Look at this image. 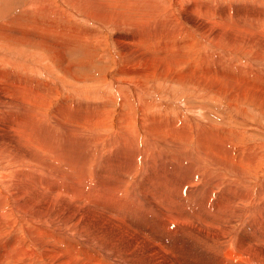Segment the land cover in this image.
<instances>
[{
  "label": "bare ground",
  "instance_id": "6f19581e",
  "mask_svg": "<svg viewBox=\"0 0 264 264\" xmlns=\"http://www.w3.org/2000/svg\"><path fill=\"white\" fill-rule=\"evenodd\" d=\"M59 1L63 4V7L61 6L62 10L58 9L60 7H56L54 9L52 8L53 6L50 7L54 2L52 0H29L28 6L30 10H32L33 13L35 11L36 14L40 13L37 14V16L40 17L39 15H41L48 23L42 24L39 20L40 22L36 23L35 21L36 24L34 25L25 22L26 26H21L20 24V27H18L31 35H35V40L32 41V43L34 42L39 45V48L40 46L47 48L49 52L56 54L59 60H62L63 58L64 61V53L70 47H73L79 42H85L88 40V37H91L92 39L99 37L103 34V31L106 33L108 31V27L113 25L115 30H117V35L121 36V38L116 37V39H113L117 40L118 43L124 42V44L127 45L128 52H132L133 49H135V46L137 45L135 42L141 41L139 40L141 37L146 40L144 50L136 52V56L139 59H145V57L152 52L151 42L158 44L159 47L157 52L160 55H170V51L176 52L177 49L180 50L182 45L190 46L191 48L194 44L193 39L197 38L198 48L194 49V53H201L202 59L204 60L201 65H207L208 61L206 59L212 53V55L219 56L220 58L232 59V62L234 59H237L241 65L239 64L235 66L233 64L235 67L239 68V70L236 68V70H190L192 69L191 67H188L189 70H186L185 68L182 70H170L166 64L161 65V70H133L131 67L130 68L132 70H128V66L126 64L127 70L122 69L124 68L123 66L121 68L122 70H114L115 75L112 76L108 83L88 85L84 84L85 82L80 84L78 83V80L67 81L65 78H62L58 71L53 70V67L49 63V58L42 54V52H39L40 49H35V51H30L29 49V51H27L25 50L27 47H24L25 49L21 48V46L20 48H17V44H15V47H11L8 46L9 43L6 45L7 43L0 41V66L5 67V65H10L12 66L11 68H13L11 71L0 69V223H6L12 230V242L0 246V263L8 261L11 264H124L123 260L126 258L124 253H126L127 256L133 255V253H135L134 251H137L136 249L138 248L139 243H141L145 245L144 251L155 259L156 264H158L159 261H165L167 262L166 264H179L178 258L175 256H170V259L167 258L168 256H165L160 241L152 239L150 233V237H148L141 230L115 216V214L123 212L122 210H112V212L105 210L102 207L105 204L95 195L97 192L94 193L92 191L90 196L86 197V206L80 205V197L85 195L86 190L91 186L89 183L90 176H88L87 173L91 167L88 168V166L92 165H90L91 162L98 161L100 159L102 156L101 152L104 150L103 147L105 144L107 148H122L123 146H126L123 153L126 157L124 160L129 158L127 161H130V163L126 165L127 161L125 162L124 165L126 166L124 167V173L117 171L118 182L114 190L119 191L121 188H127L125 189L126 193L124 196H122V192H119L121 194L120 195L114 191L115 196H117L116 202L121 201V199L124 201L123 197L126 198L130 195L129 189L137 182L135 180L141 179L142 174L150 165L151 160L149 157H151V159H161L166 163V166L168 165L173 170L176 169L175 171H177V173L180 172L179 176L181 177L178 178L176 187L187 182V185L189 186V184H191L192 188L196 178L200 179L206 176L205 178L208 179L204 187H206L205 189L208 190L210 195H214L215 187L219 185V182H217L216 185L215 182L219 181L221 178H227L225 176L227 169L234 172L236 175L235 180L243 182L245 175L243 176L241 174V170L244 168L238 162L242 160V162H245V164H248L247 166L253 169L260 157L263 155L261 154L259 147H261L264 143L261 142L262 144L258 145L251 144L250 146L243 145V148H246L245 150H242L243 148L241 150H236L237 148L233 149V146L235 145L228 143L230 141V137H228L229 135L227 136V134L224 135L225 133L223 134L221 126H217V122H215V124L214 122L205 119L204 115H202V110L206 108L204 105H199L196 108L188 107L189 112H187L190 114L187 115L186 112L184 116H181V113L179 114L177 110H175V112L174 103H178L180 97L174 94L175 87H173L174 90L170 88V84L172 83L166 81L165 74L170 73L174 82H180L190 90H196V92H198L197 96L199 99L202 98L201 96H204V98L208 96V94H206L207 89L215 92V99L224 96L221 100H223V98L227 99L225 102L227 103V106L231 109L233 108L232 110L234 111L233 113H235L233 114L235 115V120L238 118V121H246V109L244 107L241 108L242 103L245 100H248L246 104L254 106L262 112L264 110V70H254V68L258 64H264V0ZM66 7H69V9L67 10ZM146 9H151V13L141 11ZM45 10L47 13H45ZM1 13L3 12L1 11ZM41 13H44V15ZM71 15L79 18V20H77L81 22L83 21V24H87V28H81L80 25L77 26L79 28H67L71 26ZM1 16L0 17L3 18V15ZM48 16H53V18H49ZM1 22L2 21H0V38L4 37L11 39L12 33L4 32V29L9 27L6 26L3 28V22ZM8 24H12V22L7 23V25ZM88 25H93L97 31L95 30L92 32L94 29L92 30L88 27ZM39 27H43L46 33H38V30H40ZM65 29H69L74 34L71 35V32L67 34L69 30L65 32ZM77 30H79L78 35H76ZM127 36L129 37L126 40L125 38ZM102 41L105 42V40H101V42ZM124 44L123 46H126ZM139 44H142V42ZM206 45H213V48H218L219 50L218 52H215L216 50H214L210 53L208 52V49H205ZM107 47H109V44ZM177 53L180 52H176V54ZM127 57L125 58L126 60L129 59ZM238 57H252V59H250L251 62L249 63H243V61L238 59ZM178 59L181 58L179 57ZM238 61L237 63H239ZM67 66H64V68L66 67V70H69ZM263 66L264 65H262V67ZM19 67L27 69L23 71H28L29 73L39 75L44 74L52 80L55 77L58 78L60 83L59 87L69 91L72 99H74L77 95H81L89 102H94L95 96H98L97 93L100 91L99 89L102 88L104 93L106 92V99L112 101L115 98L120 99V102H118L120 103L119 109H117V111H113L114 108H108L111 109L108 114L105 113V111L93 109L86 115L82 114L84 111L80 112V109H78L79 107L77 106V108L76 105V110H70L69 105L71 102L67 100L69 99L68 97L67 99L64 98L63 101L61 100L58 107H54V111H48L50 106V102H48L49 93L46 95L43 92V87L46 86L49 91L51 89L50 85L45 81V83L41 84L37 80H35L36 84H33L30 79H26L20 75L19 71L21 69L18 70ZM229 74H232L233 78H229ZM154 77H156V79H160L161 83H159V85H161V89L163 90L162 93H157L156 91L154 92L151 87H149L150 85L146 84L147 80ZM27 78H29V76H27ZM39 84L43 87L39 86ZM169 88L174 92L171 93L172 91L170 92ZM128 96L131 97L130 99H132V101L127 99ZM145 96L149 97L151 101L148 99L147 100L149 102L144 101L143 98ZM83 98L82 100H84ZM78 100L79 99H77L76 103ZM82 100H80L81 104ZM98 100H101V98L97 99V101ZM108 102L109 101L101 103L100 105L109 104ZM169 102H171L169 104L170 110L167 111L163 106H167L166 104ZM180 103H182L181 100ZM218 104L219 103H217V105ZM98 105L99 104H97V107ZM155 106L158 110L154 109ZM178 106L180 107V105ZM73 107L74 106H72V108ZM94 107H96V105ZM220 107L223 106L219 105V108ZM153 111L160 113L153 114ZM191 112L193 113L191 114ZM111 113H115L114 124L116 125L114 126L116 127L115 131H117L118 134L107 140L104 139L105 141L102 144L98 141V136L101 132L103 133L104 130L106 131V127L104 129H100L99 125L108 123L111 119V116L109 115ZM230 113L229 115H231ZM173 114L174 117H172ZM175 115L178 117H175ZM194 118L196 122L193 121ZM88 123L91 126L87 125ZM225 125L226 124L224 123V126ZM87 130H90L89 135L86 132ZM123 131L124 133H121ZM106 138L108 137L106 136ZM123 139H125V141ZM170 139L172 141H170ZM87 140L92 141L90 144L93 145V148L87 149L86 151ZM190 143H193V145L190 146ZM138 150L141 151L138 152ZM154 151H156V153H152ZM108 152L110 151L108 150ZM172 152L174 153L171 154ZM232 160H236L238 162ZM184 162L186 168L182 167ZM190 162L194 163L195 167L191 168L192 165ZM152 164L151 167L154 166H152ZM154 164L156 165V163ZM50 165H68L71 167L81 166V168L78 176L74 178L71 173L59 175L53 171H49L52 169ZM93 166L92 170L95 168ZM157 170H160V168ZM108 174L109 171L105 168L103 176H107ZM154 175H156V173ZM174 178L176 177H173V180ZM132 179H134V183L131 181ZM263 187L261 185L256 190H251L253 187L250 189L244 187L245 191H241L239 189L238 191L235 189V186L232 187L234 189L223 192V195L219 197L218 200L210 203L212 205L208 211H210L211 214L204 216V218L200 221V226L207 233L221 226L232 227L233 224L230 225L229 217H232L233 221L237 216V212L234 213L233 211L235 210L232 211V208L228 207L226 202H229L230 198L233 197H236V199L240 201L243 198L252 199L251 195L253 192L255 193V200L253 199L254 202L257 199L262 201L264 198ZM139 188H141L142 193L143 191H146V189L149 190L146 182H143ZM169 191L160 189L158 195L154 194L157 195L155 196V199L151 196L146 202V204H149V201H151L155 204L158 210L161 211V214L153 212L156 214V217L166 221V224L161 225L165 238H169V236L167 237L170 230L169 225L175 218L173 214L174 211L170 208L172 204L171 200L165 198L166 195L171 198H175V196ZM127 192L129 193L128 195ZM156 193H158V191ZM138 196L140 197V195ZM212 198H214V196ZM236 199H234V201ZM247 200L249 201V199ZM244 201H246V199H244ZM71 204H73V207H71ZM262 205H259L260 208ZM256 206L257 205L254 207L257 208ZM219 207L224 209L222 210L225 211L224 213H227L225 217L226 220L218 217L219 215L216 216L214 211ZM9 208L12 213L11 215L8 213ZM85 208L89 212L88 216L82 214V211ZM246 209L247 207L245 210ZM252 210L249 212H252ZM236 211H238L237 208ZM176 216L178 217L177 214ZM194 216L196 217V215ZM245 216H243V220L245 219ZM216 217L219 218L220 221H218ZM262 217H264V215ZM87 218H91L95 221L93 223L97 224L95 227L96 231L107 230L111 232L109 236L106 235V241L109 240L108 237H110L111 234L114 237V242L112 241L113 239H111L112 242L109 240V243L107 242V244L104 242L106 245L103 248L95 246L99 251L103 252L100 257V261L97 263H94L85 256L83 247L76 246L78 241L75 238V231H79L76 227L79 228L80 226L78 227V224L84 222L83 219L87 220ZM227 218H229V220ZM90 225L91 223L89 226ZM179 225L180 224H178V227ZM254 227L255 225L253 228ZM23 228L38 232L35 236L27 238L20 233V230ZM92 228L94 227L92 226ZM223 228L225 229V227ZM227 230H229L228 227ZM81 231L82 230H80V233ZM204 231L202 233H204ZM78 233L79 232H77V234ZM93 234L95 235V233ZM99 234L100 232H97L96 235ZM207 236L208 235H206V237ZM219 236L220 235L217 236L218 239ZM5 238L7 237L0 235V241ZM254 239H256V235ZM85 240L86 239H83V241ZM214 240H216V238ZM49 241H52L53 245H49ZM252 241L254 242V240ZM252 241L250 243H253ZM123 242L129 245V247L122 252L109 247H114L115 244ZM98 243L99 242L97 241L96 244ZM247 244L250 245L249 243ZM256 244L259 245L258 239ZM107 245L109 246L107 247ZM155 245H157L158 248H156ZM241 245L242 244H240V246ZM240 249L242 248L240 247ZM119 254H122V256L120 257ZM81 255L86 258H83ZM257 256L255 257L258 258L259 256ZM239 257L241 258V256ZM246 262L247 260L244 264ZM259 262V264H262L261 261ZM153 263L151 262V264Z\"/></svg>",
  "mask_w": 264,
  "mask_h": 264
},
{
  "label": "rangeland",
  "instance_id": "374dc122",
  "mask_svg": "<svg viewBox=\"0 0 264 264\" xmlns=\"http://www.w3.org/2000/svg\"><path fill=\"white\" fill-rule=\"evenodd\" d=\"M52 1H54V2H53V5L51 4L50 7L53 6L52 7L53 9L56 8V7L57 8L60 7L58 9L62 10L63 4L59 0H52ZM205 1H211V0H205ZM28 4H29V0H0V14L3 15V18H1L2 16L0 15L1 16L0 17V21L3 22V25H4L3 28L6 27V26L9 27L7 29H4L5 30L4 32L5 33H12L11 34V36H12L11 39L10 38L1 37L0 41H3L5 43H7L6 45H8V43H9L8 46H11V47H15V44H17L16 45L17 48H20V46H21V48L25 49L24 47H27L25 49L27 51H29V49H30V51H35V49L36 50L40 49L39 52L40 53L42 52V54H44L45 56H47L49 58V63L53 67V70L58 71L60 76L62 78H65L67 81H69V80L70 81L78 80L79 81L78 83L83 84V82H85L84 84H88V85L89 84H92V85L93 84H99V83L100 84H106V83H108L110 81L112 76L115 75L114 70H122V69L127 70V66H128V70H130L131 68H133V70L134 69L135 70H140V69L141 70H161L160 67H161L162 64H166L168 69H170V70H178V69L182 70L184 68L186 70H189L188 67L192 68L190 70H217V69L218 70H236V69L239 70V68L235 67L236 65L240 64V62L237 59H234L233 62H232L231 61L232 59L220 58L219 56L212 55L213 54L212 52L214 50H216L215 52H218V50H219L218 48H213V45L212 46L211 45H206L205 49L206 50L208 49V52H210L212 54L209 56L210 58L208 57L206 59L208 61L207 65L206 66L205 65H201V64H203V61H204L202 59L201 53H194L195 52L194 49L198 48L197 47V38L193 39V43L194 44H193V46H191V48H190V46L182 45L180 50H178V49H177L178 51L176 50V52H180V53L176 54V52L170 51V55H166V54L160 55L157 52L158 51V47H159L158 44H156L154 42H151L152 52L150 54H148L145 57V59H142V58L139 59L136 56V52H138V51L140 52V51L144 50V47L146 45V40L143 37H141L139 39L141 41L135 42V43H137V45L135 46V49H133L132 52H128L127 51V45L124 44V42L118 43L117 40H114V39H116V37L121 38V36L117 35V33H116L117 30H115V27L113 25L108 27V31L106 33H104V31H103L102 35H100L101 34L100 33L101 31H100L99 35L101 37L99 35H98L99 37H96L94 39H92L91 37H88L87 38L88 40H86L85 42H83V43L79 42L78 44H75L73 47H70L64 53V61H63L62 57H61L62 60H59V58L56 56V54L49 52L47 48L41 47V46L39 48V45H37L34 42L32 43V41L35 40V37H36L35 35H31L30 33L18 28V27H20V24H21V26H26V23H31V24L34 25L36 23H39L40 21H41L40 23H42V24H47L48 23L47 20L45 19L46 20L45 21L41 15H39L40 17L37 16V14H40V13L36 14L35 11L33 13V11L30 10ZM218 6H219V4H218ZM218 6H216V7H218ZM66 9L68 10L69 7H66ZM1 11L3 13H1ZM141 11H145V13H151V9H146V10H141ZM45 13H47L46 10H45ZM41 14L44 15V13H41ZM53 16H55V15H53ZM53 16H48V17L49 18L50 17L53 18ZM71 17H72V20H74V21L70 20V25L71 26L67 27V28L77 27L79 25H80L81 28H87L86 27L87 24H85V23L83 24V21L82 22L78 21L79 18L73 17L72 15H71ZM35 21H36V23H35ZM10 22H12V24H8L7 25V23H10ZM75 23H78V24H75ZM74 25H76V26H74ZM88 27H90L92 30L94 29L92 32H94L95 30L97 31V29H95L93 25L92 26L88 25ZM77 28H79V27H77ZM39 29L40 30H38V33H40V34H45L46 33L44 31L43 27H39ZM68 30L69 29H67V30L65 29V32L68 31ZM78 31L79 30H77L76 35H78ZM70 32H71V35L74 34L70 30H69V32L67 34H69ZM128 37L129 36H127L125 39L127 40ZM4 40H6V41H4ZM49 40H50V38H49ZM101 40H105V42H103V41L101 42ZM140 42H142V44H139ZM108 44H109V47H107ZM123 44L126 45V46H123ZM210 47H211V49H210ZM177 55H178V57H177ZM126 57L129 58V59H127L128 61L125 59ZM179 57L181 59H178ZM238 59L242 60L243 63H249V62H251L250 59H252V57H238ZM168 60H170V61H168ZM237 61L239 63H237ZM134 62H135L136 65L134 64ZM126 64H127V66H126ZM216 64H218V65H216ZM67 65H69L70 67L67 66ZM175 65H176V67H175ZM188 65H190V66H188ZM262 65H264V64H258L257 66H255L254 70H262V69L264 70V66L262 67ZM64 66H67L69 68V70H66V67L64 68ZM122 66L124 68H122ZM202 66H204V67H202ZM11 67L12 66H10V65H5V67L4 66H0V69L1 70H6V71H9V70L11 71V70H13V68H11ZM18 70H20L19 71L20 75H22L26 79H30L33 82V84H36L35 80H37L41 84L46 82V83H48L50 85L51 89L48 91V88H46V86L43 87V86H41V84H39V86L43 87V92L46 95L49 93L48 102H50V106L48 108V111H50V110L54 111V107L57 108L58 104L61 103V100L63 101L64 98L67 99L68 97H69V99H67V100H69L73 104L75 103L74 105L70 103V105H69L70 110L72 109V111H74V110H76V107L78 106L79 108L78 107L77 108L80 109V112L84 111L82 114H86V115L88 114V112L90 110H93V109L94 110L97 109L98 111H105V113H107V114L110 112V110L112 108H114L113 111H117V109H119L120 103H118V102H120V99L115 98L113 101L106 99V96H107V95H105L106 92L104 93L102 88L99 89L100 91L97 93L98 96H95L94 102L93 101L89 102L87 99H84L83 96H81V95H77L75 97L76 99L74 98L75 99L74 100V99L71 98L69 91L63 89L62 87H59L60 83H59L58 78L55 77L52 80L49 77L45 76L44 74L43 75L42 74L39 75V74L29 73L28 71H23V70H27V69H22V67H19ZM26 74H28V75H26ZM34 75H36V76H34ZM27 76H29V78H27ZM165 77H166V81L167 82L172 83V84H170V88L172 90H174L173 87H175V90H174L175 92L172 91L169 88L170 92L172 91L171 93L174 92V94H176V95H178L180 97L179 102H178L179 104L178 103H174L175 104L174 105V111L177 110V112H179V114L181 113V116H184V114L189 110L188 107H192V108L195 107L196 108L199 105H204V106H206L207 109L204 108L202 110V115H204L205 119H208L211 122H214V123L217 122V126H221L223 134L225 133L224 135L227 134V136L229 135L228 137H230V141L228 140L229 141L228 143H230V144L232 143L231 145H235V146H233V149L237 148L236 150H241L246 145L250 146L251 144L252 145L253 144L254 145H258V144L264 143V110L261 112L258 108L256 109V107L251 106L249 104H246V102L248 100L243 101L241 108L244 107L246 109V111H245V117H246L245 120L246 121L242 120V122H241L240 120L238 121V118H237V120H235L236 118H235V115H233V114H235V113H233L234 112L232 110L233 108L231 109L229 106H227V103L225 102V101H227V99L223 98V100H221L222 97H224V96L215 99V96H216L215 92L212 91V90L207 89L206 90V94H208V96L205 97V98H204V96H201L202 98L199 99V97L197 96L198 92H196V90H190L189 88L185 87V85L181 84L180 82H178V83L174 82V80L172 79V76H170V73H166ZM228 77L229 78H233V75L229 74ZM168 78H170V79H168ZM47 81H49V82H47ZM159 83H161L160 79L159 78L156 79V77L146 81V84L150 85L149 87H151V89L154 92L156 91L157 93H162L163 90L161 89V85H159ZM90 87H91V85H90ZM51 90H52V92H51ZM188 92H189V94H188ZM193 96H194V98H193ZM195 96H197V97H195ZM128 97H127V99L132 101V99H130L131 97L130 96H128ZM184 97L185 98L187 97V98L185 99ZM82 98L84 100H82ZM100 98H101V100L97 101V99H100ZM195 98H197V99H195ZM77 99H79V100L76 103ZM143 99H144V101H147V102L151 101V99L149 97H147V96H145ZM80 100H82V104L80 103ZM102 100H103V102H102ZM180 100L183 103V105H185V106H183L182 103H180ZM107 101H109L108 102L109 104L102 105V106L100 105L101 103H106ZM88 102H89V104H88ZM79 103H80L81 107H80ZM93 103L96 105V107H94L95 105ZM170 103L171 102L167 103L166 104L167 106H165L163 104L164 105L163 107H165V109L167 111L170 110V106H169ZM217 103H219V104L217 105ZM83 104H84V106H83ZM97 104H99L100 106L98 105V107H97ZM64 105H66V104H64ZM75 105H76V107H75ZM178 105H180V107ZM219 105L220 106L222 105L224 108L223 107L219 108ZM72 106H74L75 108L74 107L72 108ZM89 107H90V109H89ZM108 108H111V109H108ZM156 108L157 107L155 106L154 109L158 110ZM180 108L181 109L184 108V109L181 110ZM225 108H226V110H225ZM76 112H79V111H76ZM188 112L186 113L187 115L190 114ZM152 113L155 114V113H160V112L153 111ZM192 113L193 112H191V114ZM223 113L224 114L227 113V114L224 115ZM229 113L231 115H229ZM49 114H51V113H49ZM111 114H109L111 116L110 117L111 119H110V121H108V123H103V125L102 124L99 125L100 129L101 128L104 129L106 127L105 128L106 131L102 130L103 133L101 132L99 134V136H98V141L101 142L102 144L105 141L104 139L107 140L109 138L115 137L118 134V132L115 131L116 127L114 126V125H116V124H114L115 113H111ZM174 114H173L172 117H174ZM202 115H201V117H202ZM220 115H222V116H220ZM175 117H178V116L175 115ZM231 117H234V118H231ZM193 121L196 122L195 118H194ZM225 121H228V122H225ZM230 121H231V124H230ZM233 121H234V123H233ZM96 122H98V121H96ZM224 123L226 124L225 126H224ZM87 125H90V124L88 123ZM234 126H235V128H234ZM247 127H248V129H247ZM225 128H227V129H225ZM228 129H229L230 132L228 131ZM86 132L89 135L90 130L89 131L87 130ZM121 133H124V131L121 132ZM121 133H119V134H121ZM234 133H235V135H234ZM106 136L108 138H106ZM123 140L125 141V139H123ZM170 141H172V140L170 139ZM90 143H92L91 140H87L86 141V151H87V149L93 148V145L90 144ZM234 143H236V144H234ZM105 145L103 147L104 150L101 152L102 156L100 157V159L98 161L91 162L90 165L91 164L92 165L88 166V168L91 167L90 170H88V171L89 172L92 171L90 173L87 171L88 176H90V178L89 177L88 178H89V183H90L91 186H90V188H88L86 190L85 195L80 197L81 198V201H80V205L81 206H86L87 205L86 197L90 196L92 191L94 193L97 192V193H95V195H96L97 198H100V200L105 204V205L102 206L105 210H107L109 212H112V210H122L123 212H119V213L115 214V216L118 217L119 219L129 223L131 226L141 230L143 233H145L146 236H148V237L151 236L152 239L160 241V243H161V245L163 247V251H164L165 256L166 257L168 256L167 257L168 259H170L172 256H175L176 258H178L179 264H244V262L246 260H247L248 263L246 262L245 264H254V263L255 264H259L260 263L259 261H261V263L264 264V217H262L264 215V209H263L264 208V201H263L264 198L262 199L263 202L261 200H259V199H257L254 202V200H255V198H254L255 197V193L254 192H253L254 194L252 193V195H251L252 199L251 198H243L241 201L236 199V197L230 198V200L227 199V200H229V202L227 201L226 205L228 207L232 208L231 209L232 211L235 210V211H233L234 213L237 212V214H236L237 216L235 215L236 217L234 218L233 221H232V217H229L230 220H229V218H227L230 221V225L233 224L232 227L231 226L230 227L229 226H221L222 229H221V227H219L217 229H214V230L211 229L214 232L213 231H209V233H207L200 226V221L204 218V216L207 215V214H211V212L208 211V209H210V207L212 205L210 203H213L215 200H218V198L223 195V192L231 190V189H234L232 187H235V186H236L235 189H237V190L239 189L241 191H245V188H249L250 189L252 187L253 188L251 190H256L261 185L263 187V185H264V144H262V146L259 147V150H261L260 152L263 155L260 157L259 161L256 163V166L253 169H251L249 166H247L248 164H245V162H242V160L240 162H238L236 160H232V161L238 162L244 168V169L241 170V174L243 176L245 175L244 179H243V182H239L238 180H235L236 179L235 178L236 175L234 174V172L229 170V169H227L228 171L225 169L226 170V175L225 176L227 178H221L219 181L215 182V185H216L217 182H219V185L215 187L214 195H210L208 190L205 189L206 187H204L205 183L207 182V179H208V178H205L206 176L203 177V178H200V179L196 178L195 183L192 186V188H191V184H189V186L187 185V182H185L186 184L182 183V184H180L179 186L176 187L177 180H178L179 177H181V176H179L180 172L177 173V171H175L176 169L173 170L168 165L166 166L165 165L166 163L163 160H161V159L155 158L157 160L156 161L155 159H151V157H149V159L151 161L149 160L150 161V165L148 167H150V168L147 167L148 170L146 169L144 171V173L141 176V179L135 180L138 183L137 182L134 183L135 182L134 179L131 180L134 183L133 186L130 188L131 191L129 189L130 195L131 194L132 195L131 196L130 195L127 196L128 198L127 197L126 198L123 197L124 201H122V199L119 197L121 199V201H119V202H116V197L117 196H115L114 191H116L115 193L122 192V194H123L122 196H124V194L126 193L125 189L127 187H125L124 189L121 188L119 191L114 190L115 186H116V184L118 182L117 171H119L121 173H124V171H125L124 167L126 165H128L130 163V161H127L129 158L124 160L126 157L123 155V153H124V149H126V146H123L122 148L121 147L120 148L119 147L107 148ZM192 145H193V143H190V146H192ZM245 149L246 148H243L242 150H245ZM108 150L110 152H108ZM120 150H122V151H120ZM140 151L141 150H138V152H140ZM108 153H110V154H108ZM152 153H156V151H154ZM173 153L174 152H172L171 154H173ZM104 154H105V156H104ZM119 154L124 156V157L120 156ZM106 155H109V156H106ZM232 159H235V158H232ZM226 160H228V159H226ZM152 161H153V164H152ZM158 161H160V162H158ZM125 162H126V165H124ZM154 163H156V165ZM151 164H152V166L154 165L155 167L154 166H153L154 168L151 167ZM191 165H192L191 168L195 167L194 163H191ZM50 166L52 167V169L49 170V171H53L54 173L59 174V175H66L68 173H71V175L74 178H76L78 176V173H79L80 168H81V166L71 167V166H68V165H64V166L50 165ZM92 166L95 167L94 168L95 170L94 169L92 170ZM161 166L163 167V169H162ZM182 167L186 168L185 162H184V165ZM105 168L108 169V171H109V174L107 176H103V174L105 172ZM159 168H160V170H157ZM93 172H95V173H93ZM154 172L156 173V175H154L155 174ZM174 172H175V174H174ZM162 174H164V175H162ZM228 176H229V178H228ZM231 176L234 177V180H233V177H231ZM173 177H176V178H174V180H173ZM143 182H146L148 184L149 190L146 189V191H143V193H142L141 188H139V186ZM158 183H160V184H158ZM240 184H243V185H240ZM110 185H112V186H110ZM198 187H200V188H198ZM238 187H240V188H238ZM242 187L243 188L245 187V188L243 189ZM160 189L164 190V191H167V190L169 191L170 190L169 192L172 193V195L175 196V198H171L168 195H166V197H165V198L171 200L172 204H171L170 208L173 209V211H174L173 214L175 216V218L173 217L174 218L173 220L175 222L173 221L174 223L172 222L169 225L170 230H169V234L167 235V237L169 236V238H165L163 229L161 227L162 224H166V221L160 219L159 217H156V214H155V213L161 214V211H159L158 208L155 206V204L152 203L151 201H149V204H146L147 200H149V198L151 196H152V198L155 199V196H157L159 194ZM222 189H225V190H222ZM106 190H108V191H106ZM263 190H264V187H263ZM137 191H139V192H137ZM157 191H158V193H156ZM128 194L129 193L127 192V195ZM154 194H157V195H154ZM138 195H140V197ZM213 196H214V198H212ZM129 197H130V199H129ZM143 198H145V199H143ZM174 199H175V201H174ZM234 199H236L237 201L236 200L234 201ZM244 199H246V201H244ZM247 199H249V201ZM114 200H115V203H114ZM203 201H204V203H203ZM207 203H208V205H207ZM255 205H257L256 207L258 209L254 207ZM259 205L260 206L262 205V207L260 208ZM71 207H73V204H71ZM246 207H247V209L245 210ZM248 207H250V208H248ZM152 208H153V210H152ZM236 208L239 211L240 215H239L238 211H236ZM242 209H243V211H242ZM248 209H250V210H248ZM222 210H224V209L219 207L214 212L216 213V216L219 215L218 217L225 219L227 213H224L225 211H222ZM251 210H252V212H249ZM257 210H260V211H257ZM240 211L242 212V214H241ZM246 211L248 212V214H247ZM261 211H262V213H261ZM8 213H10L9 215L12 214L10 212V208L8 209ZM166 213H167V211H166ZM243 213H244V215H243ZM255 213H256L257 216L258 215L259 216L257 217L255 215ZM82 214L85 215V216H88L89 212L85 208L82 211ZM176 214L178 215L179 218L176 216ZM194 215H196V217ZM221 216H223V217H221ZM243 216H245L244 220L242 219ZM198 217H200V218H198ZM176 218H177L178 221L176 220ZM195 218H196L197 221L195 220ZM217 219H218V221H220L219 218H217ZM236 219L239 220V221H237ZM83 221L84 222L78 224V227L80 226L79 228L76 227V229H79V231L76 230L79 233L77 234V232L75 231V238L78 241V244H80V245L76 244V246L83 247L85 256L88 257L94 263H97V262L100 261V257H101L103 252L99 251L98 248L95 247V246H99L100 248H103L107 244V242L109 240L111 241V239H113L112 241L114 242V237L111 234L110 237H108L109 240L107 239L108 241H106L107 236H109V234L111 232H109L107 230L105 231L103 228H101V229H103L104 231H96L95 227L97 226V224L93 223L95 221L93 219H91V218H87V220L83 219ZM195 221H196V223H195ZM90 223H91V225H90L91 227L89 226ZM259 223H261V224H259ZM94 224H95V226H94ZM173 224L175 226L177 225L176 228H175V226ZM178 224H180L179 227H178ZM181 225H182V227H181ZM254 225H255V227L253 228ZM92 226L94 228H92ZM256 226H257V228H256ZM223 227H225V229ZM227 227H228L229 230H227ZM80 230H82L81 233H80ZM191 231H192V234H191ZM203 231H204V233H202ZM37 232L38 231H33V230H30V229H24V228L22 230H20V233L22 235H24L25 237H27V238L35 236L37 234ZM97 232L98 233L100 232V234L96 235ZM101 232H103V233H101ZM93 233H95V235ZM149 233H150V236H149ZM101 234H102V236H101ZM202 234H204V235H202ZM205 234L208 235V236L210 235V236L206 237ZM0 235H4L5 237H7L4 240L0 241V246L3 245V244H6V243H11L12 242V240H11L12 230L4 222L0 223ZM83 235H84V237H83ZM218 235L221 236V237L219 236V239L217 237ZM255 235H256V239H254ZM77 236H78V238H77ZM111 236H112V238H111ZM213 236L216 238V240H214L215 238ZM82 238L86 239V240L83 241ZM248 239H249V241H248ZM257 239H258L259 245L256 244ZM252 240H254V242ZM97 241L99 242L98 244H96ZM237 241H238V243H237ZM251 241L254 244L250 243ZM104 242L106 244H104ZM215 242H217V243H215ZM218 243H220V244H218ZM247 243H249L250 245H248ZM48 244L49 245H53V242L49 241ZM227 244H228V246H227ZM240 244H242V245L240 246ZM113 245H114V243H113ZM126 245L127 244L125 242H123V243H120V244H115L114 247L113 246H109V245H107V247L109 246V247H112L113 249H115L116 251L122 252V251L128 249L129 245H127V246ZM238 245H239V247H238ZM144 246L145 245L139 243V246L136 249L137 251H134L135 253H133L134 256L133 255H128L127 256V254L124 253V256L126 258L123 260V263L124 264H151V262L152 263L154 262L153 264H156L155 259L144 251V249H145ZM155 246H156V248H158L157 245H155ZM240 247L242 249H240ZM243 251H244V253H243ZM257 251H258V253H257ZM0 252H1V249H0ZM225 252H227V253H225ZM228 253H230V254H228ZM142 254H143V256H142ZM119 255H120V257L122 256V254H119ZM81 256L83 258L85 257L83 255H81ZM139 256H141V257H139ZM239 256H241V258ZM249 256H250V258H249ZM255 256H257L259 259L256 258ZM254 258H256L257 260L254 259ZM132 260H133V262H132ZM148 261H150V262H148ZM159 263L160 264H166L167 262L159 261ZM0 264H11V263H9L8 261H4V262H2Z\"/></svg>",
  "mask_w": 264,
  "mask_h": 264
}]
</instances>
